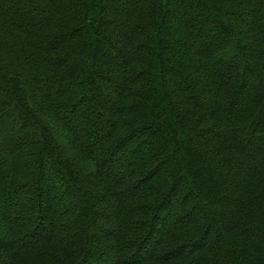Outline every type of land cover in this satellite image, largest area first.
Returning a JSON list of instances; mask_svg holds the SVG:
<instances>
[{
	"label": "trees",
	"instance_id": "trees-1",
	"mask_svg": "<svg viewBox=\"0 0 264 264\" xmlns=\"http://www.w3.org/2000/svg\"><path fill=\"white\" fill-rule=\"evenodd\" d=\"M0 264H264V0H0Z\"/></svg>",
	"mask_w": 264,
	"mask_h": 264
}]
</instances>
